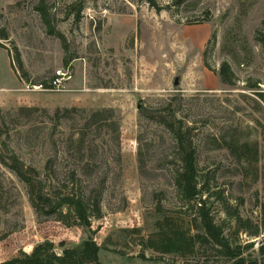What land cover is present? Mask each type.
Segmentation results:
<instances>
[{"label":"rangeland","instance_id":"1","mask_svg":"<svg viewBox=\"0 0 264 264\" xmlns=\"http://www.w3.org/2000/svg\"><path fill=\"white\" fill-rule=\"evenodd\" d=\"M263 24L264 0H0L9 36L0 37V154L36 168L47 188L50 161L61 179L79 170L76 191L101 195L103 211L91 228L40 216L27 185L0 163V264L47 241L61 253L89 239L102 247L103 264H180V256L141 246L170 232L167 219L190 236L203 232L175 183L179 121L216 223L247 264H264ZM224 63L235 86L222 83ZM68 70L65 90L46 89ZM109 109L120 144L107 116L87 126L91 112ZM82 134L86 169L68 157ZM187 260L234 264L211 246Z\"/></svg>","mask_w":264,"mask_h":264},{"label":"trees","instance_id":"2","mask_svg":"<svg viewBox=\"0 0 264 264\" xmlns=\"http://www.w3.org/2000/svg\"><path fill=\"white\" fill-rule=\"evenodd\" d=\"M77 21H80L79 17ZM46 22H48L50 33L55 34L56 31L51 25L49 15ZM57 35L65 42L64 37L60 34ZM0 37L4 40L9 39L6 30L0 29ZM256 41L264 50V24L263 29L259 31L256 37ZM17 61L19 69L24 71L20 56H18ZM220 77L222 83L228 86H235L238 81L237 76L228 63L222 65ZM50 87V85L47 86L48 89ZM253 88H257V86H253ZM257 94L264 97V93ZM76 111V109L65 110V113L70 114ZM140 112L142 116L146 115L143 108ZM103 117H106V127L113 129L112 133L115 135L118 144H120V126L116 120L114 110L91 112L87 118V126L95 125ZM179 124L180 128L174 131V136L182 168L175 172V183L182 199L197 209L203 232L190 236L181 227L173 229V224L167 219L166 226L170 228V232L158 234L160 237L159 241H155V236L149 237L148 241L141 243V246L161 255L180 256L183 258L180 264H193L187 260L188 255H194L202 248L211 246L213 251H216L223 259L234 261V264H247L248 261L242 257L241 249L235 247L232 241L225 236L222 228L216 223L211 214L209 208L210 197H208L210 190L208 183L203 179L204 177L200 176L197 152L192 144L188 142L183 121H179ZM73 143L76 150L73 152V146H71L72 150L70 148L68 157L70 161L77 164V167L86 169L89 166L87 154L89 140L85 134H82ZM0 163L27 185L30 202L38 215L55 218L67 227L78 226L86 228L92 227L93 220L102 218L101 195L93 196L92 193L88 194L83 189L76 191V184H82L79 170H70L69 174L61 179L55 173H51L53 161H50L48 163L47 188L45 187L46 181L43 179V175L36 168H27L26 164L17 157L7 160L1 153ZM140 165L143 168L144 162L141 157ZM91 173L92 171L88 172L87 175H91ZM62 247L65 246L62 245ZM101 251L102 247L94 239L86 240L81 246L76 248H63L61 253L57 252L54 243L47 241L38 244L31 254L23 252L18 257L3 264H103L100 260ZM204 264L214 263L205 262Z\"/></svg>","mask_w":264,"mask_h":264},{"label":"built area","instance_id":"3","mask_svg":"<svg viewBox=\"0 0 264 264\" xmlns=\"http://www.w3.org/2000/svg\"><path fill=\"white\" fill-rule=\"evenodd\" d=\"M72 79V73L70 72V70L68 71H59L57 72V77L55 78V80L53 82H51L52 84H50V88H46L48 90H52V91H57V92H62L63 90H65V83L69 82Z\"/></svg>","mask_w":264,"mask_h":264}]
</instances>
